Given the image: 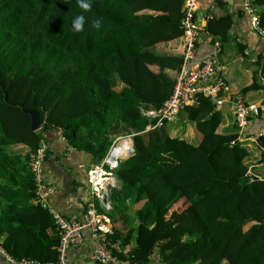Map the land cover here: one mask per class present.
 Wrapping results in <instances>:
<instances>
[{
    "label": "trees",
    "instance_id": "obj_1",
    "mask_svg": "<svg viewBox=\"0 0 264 264\" xmlns=\"http://www.w3.org/2000/svg\"><path fill=\"white\" fill-rule=\"evenodd\" d=\"M254 2L264 28V0ZM90 3L84 11L76 0H0V245L16 259H57L59 232L37 198L29 159L46 130L61 128L91 164L115 141H132L115 168L105 165L109 190L95 198L123 264H149L155 254L161 264H264V178L250 179L249 151L239 129L222 130L217 103L200 94L180 111L202 134L198 141L172 131L173 121L146 130L155 119L143 109L164 104L183 62L156 45L182 36L184 0ZM80 14L84 27L75 32ZM233 24L227 11L203 31L225 43ZM255 62L264 74V56ZM258 87L255 78L243 92ZM30 109L40 114L38 130ZM258 143L264 147V135Z\"/></svg>",
    "mask_w": 264,
    "mask_h": 264
},
{
    "label": "crops",
    "instance_id": "obj_2",
    "mask_svg": "<svg viewBox=\"0 0 264 264\" xmlns=\"http://www.w3.org/2000/svg\"><path fill=\"white\" fill-rule=\"evenodd\" d=\"M219 1L199 0L198 22L202 25V36L194 62H201L206 56H214L217 59L218 74L230 86L228 93L220 92L217 107L224 113L222 130L230 133L234 129L238 132L234 115L236 99L241 98L247 103H259L264 100L262 65H256L255 62L258 57L264 56V37L253 28L250 16L243 9V0L220 1L222 5ZM227 11L233 14L234 24L231 38L223 43L219 38L206 34L203 26L207 22L205 16H222ZM218 41L222 46L220 52H217ZM182 43L183 37L180 36L171 41L160 42L156 48L159 52L182 54ZM240 45L243 50L239 49ZM255 78L259 87L243 92V88L251 85ZM170 126L172 131L185 129V135L192 140L198 141L202 138V134L188 122L183 112H180ZM44 134L49 144V154L43 162L44 177L47 184L56 189L46 197L45 205L50 210L68 217L81 216L87 200L92 196L86 180L87 172L95 164H91L87 154L77 151L62 140L57 129L46 130ZM263 135L264 118H254L249 121L239 138L249 151V156L245 159L249 171L258 178H264V147L258 143V137ZM101 173L98 174L100 178ZM91 255V231L85 229L84 242L78 247H71L68 256L72 264H95ZM0 264H9L1 253ZM149 264H161L157 254L153 255Z\"/></svg>",
    "mask_w": 264,
    "mask_h": 264
},
{
    "label": "built area",
    "instance_id": "obj_3",
    "mask_svg": "<svg viewBox=\"0 0 264 264\" xmlns=\"http://www.w3.org/2000/svg\"><path fill=\"white\" fill-rule=\"evenodd\" d=\"M227 2L228 0H220ZM244 11L250 16L253 28L264 37V28L261 25V12L254 0H243ZM200 9L199 0H184V16L181 22L183 28V62L181 68L176 72L173 90L164 104L155 109H143V113L151 119H155L153 126H147L149 130L155 126H162L164 122L173 121L177 118L180 111L187 105L197 101L200 94H206L217 104L221 91L228 93L230 86L219 76V64L214 56H206L201 62H194L198 51V45L202 36V25L198 22V12ZM206 21L211 18L205 16ZM217 52L222 50L221 42L218 41ZM243 58V57H242ZM235 122L239 129L238 139L241 138L249 121L254 118H264V100L259 103H247L238 98L234 102ZM60 138L67 142L61 128L57 129ZM122 139L115 141L108 151L107 156L101 164H95L90 169L89 181L94 183L92 196L87 200L84 212L81 216L68 217L58 211L51 210L56 229L59 232L58 257L55 261L42 262L36 259L21 258L16 259L8 254L0 245V252L11 264H72L68 252L71 247H78L84 242V230L91 231L92 239V259L95 264H123L114 254V250H119L121 242L111 237L113 224L111 219L97 209L95 198H104V192H98L93 176L103 170L108 178L112 177L109 170H104L105 165L110 169L117 166L122 154L113 157V153ZM131 140V139H130ZM132 142V141H131ZM133 144L130 149L132 150ZM128 149V148H127ZM49 144L46 138H42L39 146L31 153L29 165L34 176L37 198L45 204L46 197L56 189L53 185L47 184L44 177L43 162L46 160ZM130 150V151H131ZM131 153V152H130ZM104 168V169H103ZM250 179L254 174L248 171ZM109 190V189H108ZM106 190V191H108ZM105 207L109 208L110 203L105 200Z\"/></svg>",
    "mask_w": 264,
    "mask_h": 264
},
{
    "label": "clouds",
    "instance_id": "obj_4",
    "mask_svg": "<svg viewBox=\"0 0 264 264\" xmlns=\"http://www.w3.org/2000/svg\"><path fill=\"white\" fill-rule=\"evenodd\" d=\"M77 5L79 8L83 9L84 11H89L91 9L90 0H76ZM85 22V17L83 14L75 16L71 21L72 29L75 32H80L83 30ZM102 18H95L91 21V27L99 30L101 27Z\"/></svg>",
    "mask_w": 264,
    "mask_h": 264
},
{
    "label": "rangeland",
    "instance_id": "obj_5",
    "mask_svg": "<svg viewBox=\"0 0 264 264\" xmlns=\"http://www.w3.org/2000/svg\"><path fill=\"white\" fill-rule=\"evenodd\" d=\"M242 64V63H241ZM173 76H174V74H173ZM123 139H125V138H122V140ZM128 139V138H127ZM130 139V138H129ZM244 142H242V144H243ZM90 168H94V167H90ZM104 169V168H103ZM104 170H106V169H104ZM103 170H101V172H102ZM107 171V170H106ZM102 174V182H100V183H98V186L96 185V183H95V186L97 187V188H99V191L98 192H104V191H106V190H108L109 188H108V181H107V177L106 176H104V175H106V174H103V172L101 173ZM90 175H91V172H90V170H88V172H87V177H86V180H87V184L89 185V187H90V191L91 192H93V186H94V183H92V182H90L89 181V177H90ZM96 176H98V175H96ZM181 202H182V200L181 201H179L178 203H180L181 204ZM179 209H181L180 207H178ZM133 209V208H132ZM173 211V210H172Z\"/></svg>",
    "mask_w": 264,
    "mask_h": 264
},
{
    "label": "water",
    "instance_id": "obj_6",
    "mask_svg": "<svg viewBox=\"0 0 264 264\" xmlns=\"http://www.w3.org/2000/svg\"><path fill=\"white\" fill-rule=\"evenodd\" d=\"M27 112L30 114V117H31V126H32V129L33 130H38L41 128V125H42V120L40 118V114L37 110L35 109H30V110H27ZM134 147H132V150H133ZM131 149L128 148L126 153H123L122 156H128L130 154V151Z\"/></svg>",
    "mask_w": 264,
    "mask_h": 264
},
{
    "label": "bare ground",
    "instance_id": "obj_7",
    "mask_svg": "<svg viewBox=\"0 0 264 264\" xmlns=\"http://www.w3.org/2000/svg\"><path fill=\"white\" fill-rule=\"evenodd\" d=\"M131 140L128 138H125L123 140H121V142L119 143L118 147L116 148V150L113 153V157L116 156L117 154H122V153H126L127 148L131 147ZM93 181L96 183V185L98 186V183L102 182V178L98 176H93Z\"/></svg>",
    "mask_w": 264,
    "mask_h": 264
}]
</instances>
